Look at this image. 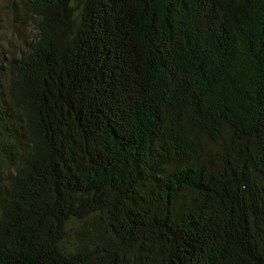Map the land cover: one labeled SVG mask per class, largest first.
Returning <instances> with one entry per match:
<instances>
[{"label":"trees","instance_id":"trees-1","mask_svg":"<svg viewBox=\"0 0 264 264\" xmlns=\"http://www.w3.org/2000/svg\"><path fill=\"white\" fill-rule=\"evenodd\" d=\"M25 9L34 36L0 43V264H264V0Z\"/></svg>","mask_w":264,"mask_h":264},{"label":"rangeland","instance_id":"rangeland-1","mask_svg":"<svg viewBox=\"0 0 264 264\" xmlns=\"http://www.w3.org/2000/svg\"><path fill=\"white\" fill-rule=\"evenodd\" d=\"M0 43L5 47H22L36 33L32 17L26 12L25 0H0Z\"/></svg>","mask_w":264,"mask_h":264}]
</instances>
